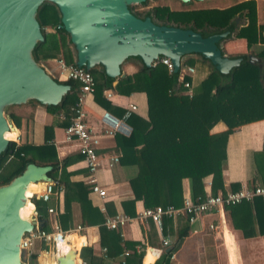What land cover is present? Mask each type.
I'll use <instances>...</instances> for the list:
<instances>
[{"label":"trees","instance_id":"trees-1","mask_svg":"<svg viewBox=\"0 0 264 264\" xmlns=\"http://www.w3.org/2000/svg\"><path fill=\"white\" fill-rule=\"evenodd\" d=\"M232 1L234 2L232 5L223 9L171 10L167 6H153L136 11L134 6L128 7L136 18L147 17L157 26L192 30L202 38L225 33V37L218 43L233 39L244 40L247 52L237 57L245 59L231 68L227 74L219 73L212 63L200 55H195L196 59L182 60L181 66L193 67L195 74L206 69V74L200 80H193L195 75L192 80L184 79L191 81L190 98L183 95L182 83L178 82L179 70L168 73L162 65L150 68L140 66L138 71L125 76H120L119 71V75L115 78H107L101 66H95L89 71L95 83L92 93L93 102L104 111L110 113L113 108L104 98L103 92L106 90L121 96L143 93L146 99V117L141 118L132 114L125 122L130 128L129 134L114 137L116 152L121 155L120 164L133 165L137 169L136 175L128 181L132 198L121 203L122 213L129 218L136 215L134 205L137 201H141L144 208L157 206L179 208L183 200L181 186L183 179L189 181L191 198L203 197L205 193L202 181L213 174L214 163L220 186L221 171L226 160L227 134L216 137L208 135L206 124L212 117L217 116L228 130L264 120V26L257 22L255 0ZM147 2L138 7H145ZM191 2L193 1L189 0L182 4L188 5ZM36 19L42 40L32 50L34 60L40 63L60 56L65 63L76 65L75 49L70 44L68 36L58 28L60 16L56 6L50 2L41 3L36 11ZM220 51L223 55L221 49ZM248 56L255 60L249 61ZM55 81L68 86L69 90L56 107L43 106V108L48 114H62L68 118L69 109L76 102L79 85L71 80L55 79ZM35 104L30 101L21 106L11 107L6 115L7 121L13 125L14 108L34 107ZM122 113V110H118L116 117H120ZM25 118L30 120L32 113L26 114ZM68 123L66 120L65 126ZM47 130L48 127H45L43 144L35 146L23 143L16 146L11 142L0 154V186L7 184L29 165L50 166L49 176L52 178V173L80 159L79 156H69L58 160ZM14 132L13 141L17 137L15 129ZM8 158H11L16 166L3 175L4 164ZM252 160L253 181L264 189V136L262 150L252 154ZM55 183L61 186L63 191L64 214L59 217L60 224L67 216L71 202L84 201L89 217L87 224L100 223L97 227L98 244L101 248H105L107 256L112 257L116 252L120 254L123 245L126 249H133L130 258L132 264H141L143 255L145 257L146 255L142 251L136 253L134 246L138 244L124 242L119 232L110 231L103 226L104 218L112 217L114 214L106 210L108 213L103 218L90 205L87 194L91 193L87 185L80 182L55 181ZM39 188L40 186L34 192ZM236 189L238 187L234 190ZM32 203L38 212L41 229L47 230L45 218L41 214L43 203L36 200H32ZM225 209H229L232 227L240 230L243 238L255 236L252 223L249 222L252 230L248 232L249 228L245 222L246 217L250 216L255 218L257 234L264 235V207L260 197ZM169 221V218L162 219L161 233L164 236L165 225ZM185 223L187 224L186 220ZM149 224L154 225L151 222ZM186 234L187 226H184L175 236L174 242L162 251L154 264H169L171 254L176 251ZM71 239H73L72 243L77 240V249L81 248L83 238L73 235ZM69 249V246L62 245L58 248V252L65 253ZM79 258L83 261L81 253ZM150 260L151 255L148 256L147 263ZM26 264H36V253L28 258Z\"/></svg>","mask_w":264,"mask_h":264},{"label":"crops","instance_id":"crops-1","mask_svg":"<svg viewBox=\"0 0 264 264\" xmlns=\"http://www.w3.org/2000/svg\"><path fill=\"white\" fill-rule=\"evenodd\" d=\"M230 3L232 5L234 2L230 1ZM257 22L263 25L259 20ZM240 40L242 39L222 41L220 43V49L223 55L231 58L246 54V45H242ZM186 59H196V57L195 55H188L182 60ZM40 65L50 75L52 72H56L55 64L52 60L41 61ZM139 67L138 59L130 58L119 66V71L122 76L131 75L138 71ZM205 74L206 69L199 74H195L193 80H200ZM114 85L115 83L112 84V86ZM104 92L111 94L110 100L107 101L114 108H112L110 113L108 112L112 116L116 117L118 110L123 111L124 107L128 104H134L136 106V112L134 114L141 118L146 117V99L143 93H132L128 96H121L111 90ZM84 108L89 126L95 131H98L100 129V115L104 110L94 104L92 95L86 97ZM12 112L14 114L13 126L18 132L19 144L25 143L35 146L43 144L44 128L48 127L47 135L50 136V142L54 145L58 160L69 156H79L74 143H65L63 141V130L66 126L65 121L60 120L58 115L48 114L43 106L39 104H35L34 107L22 106L21 108H14ZM29 113H32L30 120L25 118L26 114ZM206 129L210 137H216L226 133L227 139L225 147L226 160L221 171L220 186L214 163L213 174L202 181L205 195L235 191L234 189L236 187L239 189L242 186H257L253 181L254 164L252 154L262 150L264 120L246 123L240 127L228 130L219 121V118L214 116L206 124ZM98 153L104 155V157L117 154L114 138L102 137L99 141ZM118 155L121 156L119 153ZM9 165H11L10 168L6 172L4 171L3 175L10 172L16 166V163L11 161V158H8L4 164V169L6 170ZM136 172L137 169L135 166L122 165L120 162L110 168L104 166L98 172L97 179L99 185L105 191L106 196L101 199L94 194L88 193L87 200L90 205L103 218L108 212L114 215L123 214L121 203L132 198L128 181L136 175ZM86 176L87 171L79 158L67 167L51 174V177L55 181L80 182L84 185H86ZM52 178L50 182L55 183ZM181 186L182 198L191 197L189 181L183 179ZM48 207L55 208L56 213L52 215L46 214V208ZM134 208L135 214L145 209L141 201H137ZM41 209V214L45 218L46 229H49L55 221H57L63 231H70L76 226L82 228L79 233L70 234L68 239L70 240L73 235L83 238L82 247L77 250V253L78 258L81 253L83 261L80 258L79 260L84 262V264H119L122 252L120 254L116 252V255L112 257H108L107 252H102V248L98 244L99 235L97 230L100 223L87 224L89 217L87 205L84 201H79V203L73 201L69 204L67 216L63 218L62 224H60L59 217L64 214L63 191L56 201L52 199L49 203L42 204ZM131 219L130 222L117 232H119V236L124 242L138 244L134 247L140 246L142 250H146L143 253L146 255V257L143 255V259L145 257L144 264H152L155 262L162 251L165 250L161 245L162 240H167L169 244H172L175 236L184 226H187V234L176 251L172 253L169 264H264V235L257 234V224L253 216L246 217L245 221L249 228L248 232L252 228L255 232V236L250 238H243L241 231L232 227L229 209H224L222 212L204 214L192 224H186L185 219L180 216L175 219H170L165 225V236L162 235L161 231L159 232L157 230L155 225L151 224L150 226L149 222H141L136 220L135 217ZM249 222L252 223V228H250ZM160 248H162V251L157 257V253L151 250L158 251ZM124 249L133 251V249H126L122 245V251ZM149 255H151V260L147 263L146 260ZM131 256L130 254L125 259V264H132Z\"/></svg>","mask_w":264,"mask_h":264},{"label":"water","instance_id":"water-1","mask_svg":"<svg viewBox=\"0 0 264 264\" xmlns=\"http://www.w3.org/2000/svg\"><path fill=\"white\" fill-rule=\"evenodd\" d=\"M146 1L149 0H0V154L11 143L4 140L3 133L8 125L14 128L5 117L8 108L30 101L54 108L69 90L32 56L34 46L42 40L36 11L43 2L56 6L58 28L75 49L76 66L86 71L101 66L107 78L117 77L119 66L135 57L140 66L147 68L158 57H165L175 73L185 56L200 55L221 74H227L245 59L222 55L218 42L225 33L202 38L192 30L157 26L147 17L140 19L130 13L128 7ZM248 60L255 58L248 56ZM50 173V166L29 165L0 186V264H24L20 240L32 230L33 222L21 220L18 209L27 200V183L50 182ZM151 251L158 257L162 248ZM74 258L79 260L78 253L70 249L57 256L55 264H73Z\"/></svg>","mask_w":264,"mask_h":264},{"label":"built area","instance_id":"built-area-1","mask_svg":"<svg viewBox=\"0 0 264 264\" xmlns=\"http://www.w3.org/2000/svg\"><path fill=\"white\" fill-rule=\"evenodd\" d=\"M52 61L55 64V68L58 70L59 81L71 80L79 85L76 102L69 109V117L67 118L62 114L58 115L60 120H68L69 122L63 130V141L65 143H74L76 145V152L87 171L85 183L89 187L91 194L103 199L106 195L105 191L98 183L97 174L104 166L110 168L113 165L118 164L120 156L114 154L110 157H104V155L99 154V141L102 137L114 138L116 135L127 136L130 132V128L125 122L136 112V106L134 104H128L125 106L123 113L119 118L112 116L107 111H103L99 119L100 129L95 131L89 126L86 120V112L84 108L86 97L92 95L94 92L95 83L92 75L89 71H86L83 68L65 63L60 56ZM156 65L164 66L168 73L172 72L171 62L165 57H158L156 60L152 61L151 67H155ZM178 70V82L182 83L184 89L183 95L190 98L191 81H184V79H193L195 75L194 68L191 66L180 65ZM110 97L111 94L109 92H104V98L106 101L110 100ZM11 142L16 146L20 145L18 136L15 141ZM40 184L41 186L36 192H33L30 196L26 197L27 201L30 202L32 206L27 220L33 222V227L30 232L23 234L20 240L19 248L22 253L24 264H26L28 258L34 253H36V264H39L41 256L52 257L55 254L57 257L61 255L58 253V247L69 244V235L79 233L82 230L80 226H76L70 231H63L59 227L57 221L53 222L49 229H41V224L38 219L39 215L32 200L40 201L43 204L49 203L52 199L56 201L62 192V188L54 182H44ZM255 197H260L264 205L263 188L259 186H242L235 191H227L223 194H207L203 197H196L195 199L184 197L179 208H173L171 206H165L164 208L160 206L145 208L135 215V219L141 222L153 223L160 232L161 222L164 217L175 219L180 216L183 217L188 224H192L204 214L222 212L225 208L236 206L243 202H251ZM55 213V208H46V214L52 215ZM131 220V218L124 214H117L112 217L106 216L103 221V226L110 231H118ZM209 228L212 229L211 226H209ZM161 245L163 248H166L169 245V242L167 240H162ZM135 251L136 253L141 251H143V253L146 252V250H142L140 246L136 247ZM102 252H106L105 248H102ZM130 254L132 255L133 251L124 249L120 255L121 260L119 264H125V259ZM79 262L80 264H84V262L80 260Z\"/></svg>","mask_w":264,"mask_h":264},{"label":"rangeland","instance_id":"rangeland-1","mask_svg":"<svg viewBox=\"0 0 264 264\" xmlns=\"http://www.w3.org/2000/svg\"><path fill=\"white\" fill-rule=\"evenodd\" d=\"M230 1L232 0H202L201 2H191L188 5H183L180 1L178 0H152L148 1L145 7H138L134 6V10L136 11H142L147 8L153 7V6H167L171 10H193V9H207V8H216V9H223L231 5ZM256 2V11L258 12V19L263 25H264V0H255ZM242 45H244V41L240 40ZM56 69V68H55ZM52 77L54 79L59 80L58 77V70L56 69V72H52ZM62 81V80H61ZM64 81V80H63ZM8 108L5 112V117L8 113ZM11 165H9L5 172L10 168ZM72 240L70 238V243L66 244L67 246L71 247L72 246Z\"/></svg>","mask_w":264,"mask_h":264},{"label":"bare ground","instance_id":"bare-ground-1","mask_svg":"<svg viewBox=\"0 0 264 264\" xmlns=\"http://www.w3.org/2000/svg\"><path fill=\"white\" fill-rule=\"evenodd\" d=\"M17 135H18V132H17ZM14 136H15L14 128H12V126L8 125V129L3 133L4 140L13 141ZM38 186H41V184H33L31 182L27 183V185L24 189V196L25 197L30 196L36 190V188ZM31 208H32L31 203L28 202L27 200H25L23 205L18 209V216L20 217L21 220H27L28 219V216L31 212ZM70 249H74V250L80 249V248L77 249V241L75 243H72V246L70 247ZM68 251H66V252H68ZM65 253H60V254H65ZM54 256L56 258L55 254L52 257L41 256L39 259V264H55V260H53ZM143 262H144V259L142 260V264H143ZM73 264H80V262L77 258H74Z\"/></svg>","mask_w":264,"mask_h":264}]
</instances>
